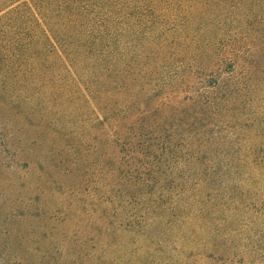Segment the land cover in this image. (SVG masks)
<instances>
[{
	"label": "rangeland",
	"instance_id": "obj_1",
	"mask_svg": "<svg viewBox=\"0 0 264 264\" xmlns=\"http://www.w3.org/2000/svg\"><path fill=\"white\" fill-rule=\"evenodd\" d=\"M27 2L0 0V264H264V0H118L102 57Z\"/></svg>",
	"mask_w": 264,
	"mask_h": 264
},
{
	"label": "trees",
	"instance_id": "obj_2",
	"mask_svg": "<svg viewBox=\"0 0 264 264\" xmlns=\"http://www.w3.org/2000/svg\"><path fill=\"white\" fill-rule=\"evenodd\" d=\"M117 1L29 0L25 4L28 19L39 26L51 49L57 52L60 49L69 56L71 45H77L83 37L79 45H87L91 53L102 57L108 46L117 47L110 36L113 27L111 15L117 13Z\"/></svg>",
	"mask_w": 264,
	"mask_h": 264
}]
</instances>
